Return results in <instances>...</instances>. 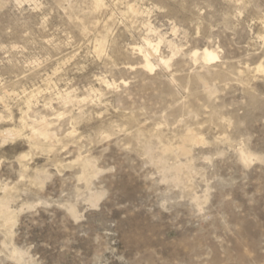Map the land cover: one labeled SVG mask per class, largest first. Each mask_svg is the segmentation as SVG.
<instances>
[{"label":"rangeland","instance_id":"374dc122","mask_svg":"<svg viewBox=\"0 0 264 264\" xmlns=\"http://www.w3.org/2000/svg\"><path fill=\"white\" fill-rule=\"evenodd\" d=\"M0 264H264V0H0Z\"/></svg>","mask_w":264,"mask_h":264},{"label":"bare ground","instance_id":"6f19581e","mask_svg":"<svg viewBox=\"0 0 264 264\" xmlns=\"http://www.w3.org/2000/svg\"><path fill=\"white\" fill-rule=\"evenodd\" d=\"M99 2V1H98ZM98 6H99V4H97ZM96 5V6H97ZM132 6V5H131ZM130 6V7H131ZM132 9V8H131ZM134 9V8H133ZM88 12V11H87ZM85 13V12H84ZM98 22H99V20H98ZM95 24V23H94ZM84 26V25H83ZM147 40V39H146ZM151 41V40H150ZM101 43V42H100ZM154 43V42H153ZM159 44H160V41H159ZM158 42L156 43V44H152V43H150L149 41H146L145 42V45L144 46H139L138 47V51H139V53H141L142 54V58H143V66L146 68V69H148V70H152L153 68H155L154 67V64H153V62H152V60H151V57H155V54L157 53V51H158ZM159 52V51H158ZM99 53V52H98ZM174 53V52H173ZM174 55V54H173ZM172 57V56H171ZM192 59L194 60V61H198V60H200V61H202L203 63H205V64H207V63H210V62H212V61H214V60H216L217 58H218V54H217V52L214 50V49H210V48H208V47H204L203 49H201L200 51H198V50H194L193 52H192ZM170 59L171 58H168V59H164V58H162V57H160V58H158V63H161V64H163V66L165 65V66H169V61H170ZM157 63V64H158ZM156 66V65H155ZM258 70V69H257ZM205 77V76H204ZM202 81H203V79H201ZM103 81V80H102ZM246 85V84H245ZM31 101V100H30ZM30 103V102H29ZM28 104V103H27ZM22 120V119H21ZM35 122V121H34ZM48 124L49 123H47L46 122V120L45 119H43L42 121H41V123H40V125L39 126H32L31 127V130L32 131H30V133L32 134L31 135V137L30 138H33V140L34 139H36L35 141L36 142H38L37 141V139L40 137V136H43V137H47V138H49L51 135H52V133L50 132V128H48L47 126H48ZM50 126V125H49ZM70 131H72V130H70ZM21 132H15V130L13 131H5V135L6 136H9V135H12V134H20ZM3 134V133H2ZM9 134V135H8ZM4 135V136H5ZM13 135V136H14ZM53 136V135H52ZM191 136V135H190ZM12 138V137H11ZM42 138V137H41ZM186 138V137H185ZM194 137L193 136H191V140L193 139ZM5 139V138H4ZM46 139V138H45ZM30 140V139H29ZM32 140V141H33ZM187 141V140H186ZM32 143H34V142H32ZM194 143V142H193ZM35 144V143H34ZM183 146V145H182ZM168 147V146H167ZM174 150V149H173ZM181 150H185L184 149V147H182V149ZM180 150V151H181ZM187 150V149H186ZM186 150L184 151V152H186ZM182 152V151H181ZM160 153V152H159ZM250 156H251V154L249 155L248 153H246L244 150H240L239 151V157H240V159H241V161L242 162H244V163H247L249 160H250ZM252 158V157H251ZM156 160V159H155ZM179 162V161H178ZM92 164V163H91ZM184 165H186V164H184ZM165 168V167H164ZM181 168V167H180ZM176 177V176H175Z\"/></svg>","mask_w":264,"mask_h":264}]
</instances>
